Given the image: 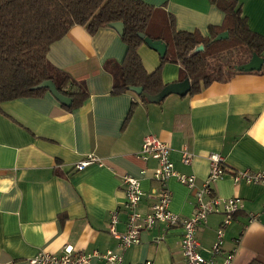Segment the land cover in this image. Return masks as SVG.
I'll return each mask as SVG.
<instances>
[{"label":"crops","instance_id":"crops-1","mask_svg":"<svg viewBox=\"0 0 264 264\" xmlns=\"http://www.w3.org/2000/svg\"><path fill=\"white\" fill-rule=\"evenodd\" d=\"M143 1L153 6V33L166 32L173 18L178 30L207 36L225 20L222 7L210 0ZM238 2L250 29L264 36V0ZM126 50L121 34L110 25L94 33L73 25L51 44L47 57L56 85L70 76L76 84L67 89H82L87 94L83 102L70 107L47 91L0 105V264H31L29 258L40 250L61 253L66 245L76 252L112 250L122 254L125 263L149 259L154 264H187L181 226L168 228L158 222L142 229L140 241L127 247L109 229L113 210H118L116 230L124 233L127 228L125 174L140 179L138 210H151L158 184L151 169L142 170L156 167L157 161L145 163L139 156L147 134L169 145L177 172L195 175L193 188L175 176L167 181L169 207L181 218L196 208L194 192L208 176L210 154L225 157L227 173L212 183L213 192L240 196L244 209L227 226L216 264L232 251V264H264V185L236 184L230 176L236 170L264 168V72L219 66L212 82L199 92L170 93L161 102H145L134 91L113 92ZM139 54L148 72L161 63L158 51L145 43ZM184 79L179 63L162 66L165 85ZM184 148L194 155L191 163L182 161ZM88 154L101 161L76 169ZM250 213L257 214L255 220ZM222 220L223 214L211 213L197 227L199 251L205 257L212 255ZM88 264L105 261L93 257Z\"/></svg>","mask_w":264,"mask_h":264},{"label":"trees","instance_id":"trees-1","mask_svg":"<svg viewBox=\"0 0 264 264\" xmlns=\"http://www.w3.org/2000/svg\"><path fill=\"white\" fill-rule=\"evenodd\" d=\"M210 1L225 12L224 23L219 29L210 28L207 36L199 31L178 30L172 18L166 28L170 37L167 38L163 29L151 32L154 10L143 0H0V105L49 91L47 87H37L44 80H55L47 54L51 44L70 27L79 24L94 33L116 21L125 25L121 38L127 50L121 62V79L113 85L114 93L133 91L129 86H142L143 93L136 94L143 101H149L146 94H157L165 86L162 66L167 62L181 65V76L191 82L188 93L199 92L214 79L209 71V58L225 57L226 51L237 50L239 61L226 62V66L235 71L236 65L247 62L254 52L262 56L264 50V36L250 29L242 3L238 0ZM160 26L162 28L163 24ZM225 30L229 31L228 38L214 40ZM139 32L162 39L168 45L160 65L152 72L146 70L139 54L140 46L145 43ZM200 44L204 48L194 52ZM260 71L264 72V65ZM73 84L76 82L64 75L57 87L63 94L73 97L72 106H77L87 94L82 89H67Z\"/></svg>","mask_w":264,"mask_h":264},{"label":"built area","instance_id":"built-area-1","mask_svg":"<svg viewBox=\"0 0 264 264\" xmlns=\"http://www.w3.org/2000/svg\"><path fill=\"white\" fill-rule=\"evenodd\" d=\"M169 145L160 140L154 134H147L144 137L142 148L139 156L147 163L150 158L157 161V166L149 168L145 166L142 172L145 173L151 169L152 176L157 182L153 189L155 199L148 213H142L137 206L142 198L143 190L140 179L131 174H125L122 183L125 188L126 200L125 207L128 209L127 228L124 233L116 230L118 222V210H113L110 216V232L119 240L122 247H127L140 241V232L142 229L153 228L158 222H163L166 227L181 226L182 234V251L187 264H216L215 255L220 252L223 243L225 230L232 222L235 215L244 209V202L238 195L225 198L216 195L213 192L212 183L222 178L227 169L225 157L213 152L210 154V169L208 176L202 185L196 188L194 196L196 199V208L194 212L185 218L173 212L169 205L171 201V191L167 186V181L175 176L181 183L190 188L196 186L195 175L177 172L169 156ZM194 158L192 152L187 148L182 150V161L186 164L191 163ZM100 158L94 154H88L85 158L75 164L76 169H82L93 162H100ZM236 184L245 182L264 185V168L253 170H236L232 172ZM211 213L223 214V220L217 229V240L212 247V255L205 257L199 251L200 244L196 236V230L199 224L204 223ZM257 214L250 213V220H255ZM235 252H229L221 264H232ZM93 257H98L105 261V264H154L152 260L142 262L125 263L122 254L107 250L101 252L94 250L91 252H76L72 245H66L63 252L51 253L40 250L34 256L29 258L31 264H88Z\"/></svg>","mask_w":264,"mask_h":264},{"label":"water","instance_id":"water-1","mask_svg":"<svg viewBox=\"0 0 264 264\" xmlns=\"http://www.w3.org/2000/svg\"><path fill=\"white\" fill-rule=\"evenodd\" d=\"M108 25L116 28L120 34L123 33L125 29V25L122 21H116L111 22ZM140 37L144 39L145 44L150 46L151 48L158 51L161 57H163L168 49L167 43L162 39H153L150 36H147L144 32H139ZM229 37V31L225 30L223 32H220L214 40H220L225 39ZM204 48L202 44L197 46L194 49V52L200 51ZM264 65V57L259 55L258 53L254 52L251 56V58L242 64H238L235 66L237 70L240 71H260ZM39 87H47L49 91L52 93V95L61 103L70 106L73 101V97L67 96L59 91L56 83L52 79H47L42 81L38 86ZM131 90H133L137 94L143 93V87L142 86H129ZM191 88V83L189 78H185L182 81L174 82L170 84H166L164 88L157 94L150 95L146 94V97L149 101L152 102H159L161 99L166 97L170 93H179V94H186L189 92Z\"/></svg>","mask_w":264,"mask_h":264},{"label":"rangeland","instance_id":"rangeland-1","mask_svg":"<svg viewBox=\"0 0 264 264\" xmlns=\"http://www.w3.org/2000/svg\"><path fill=\"white\" fill-rule=\"evenodd\" d=\"M231 50H228V51H226L223 54L225 57H222V55H220V56H214L213 58H209L208 59V62H209V71H210V73L213 76H215L218 73V70L217 69H218L219 66H226V62L227 61H230V62L239 61V59H238L239 55L236 53L237 50H235V51L234 50L231 51ZM243 50H244L243 47L240 46V52L241 51L243 52ZM240 56H242V53H240ZM226 173H227V171H226ZM226 173H225V175H226ZM230 176L234 180L232 173H230Z\"/></svg>","mask_w":264,"mask_h":264}]
</instances>
